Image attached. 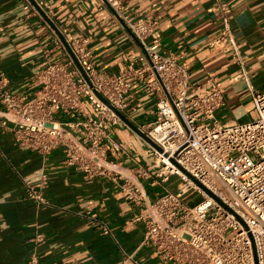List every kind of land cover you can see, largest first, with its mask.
I'll return each mask as SVG.
<instances>
[{
    "label": "built area",
    "instance_id": "obj_1",
    "mask_svg": "<svg viewBox=\"0 0 264 264\" xmlns=\"http://www.w3.org/2000/svg\"><path fill=\"white\" fill-rule=\"evenodd\" d=\"M34 2L24 0V8L50 28L63 59L53 60L46 51L31 98L12 92L0 75V102L9 115L0 125L13 124L18 147L41 154L61 147L63 166L88 177L109 174L114 127L125 124L118 112L125 113L135 96L131 88L141 85L143 93L154 95L155 111L149 124L136 127L160 150L147 142L152 165L137 167L121 188L142 207L134 215L145 225L142 244L164 264H264V91L249 86L255 118L225 126L215 114L225 105L223 87L211 78L192 85L175 57L160 54L158 39L152 38L155 19L125 12L122 0H100L139 49L132 62L110 74L95 66L89 37L56 30L49 2ZM213 9L222 28L209 47L233 44L228 1L214 0ZM171 177L174 189L165 187L146 200L144 181L153 187ZM41 188L26 184V196L44 202ZM191 191L201 196L193 204L186 198ZM99 227L109 232L105 224ZM33 240L41 243L44 236L38 232ZM30 263L37 260L32 257Z\"/></svg>",
    "mask_w": 264,
    "mask_h": 264
},
{
    "label": "crops",
    "instance_id": "obj_2",
    "mask_svg": "<svg viewBox=\"0 0 264 264\" xmlns=\"http://www.w3.org/2000/svg\"><path fill=\"white\" fill-rule=\"evenodd\" d=\"M49 20L74 36L89 37L95 66L114 74L139 53L137 44L100 0H45ZM124 11L157 21L152 38L158 51L173 56L187 69L192 85L211 78L224 89L225 105L216 118L230 126L255 118L249 86L264 91V0H227L233 44L210 48L221 31L214 0H122ZM54 35L24 0H0V75L12 92L28 98L37 89L34 75L53 60H62ZM134 100L123 114L133 125L154 119L155 97L131 88ZM9 116L0 102V120ZM125 122V121H124ZM126 124V125H125ZM114 127L109 174L88 177L63 166L61 147L47 154L18 147L13 124L0 125V264H164L152 247L142 244L145 225L135 221L142 210L125 197L121 183L134 178L139 166H151L154 153L127 122ZM141 136V137H140ZM46 181H41L42 174ZM114 177V178H113ZM26 184L41 191L44 202L26 196ZM167 184L149 186L152 201ZM105 224L108 233L101 231ZM44 240L36 244V233Z\"/></svg>",
    "mask_w": 264,
    "mask_h": 264
},
{
    "label": "water",
    "instance_id": "obj_3",
    "mask_svg": "<svg viewBox=\"0 0 264 264\" xmlns=\"http://www.w3.org/2000/svg\"><path fill=\"white\" fill-rule=\"evenodd\" d=\"M31 1L35 3L34 0ZM118 114L125 122L131 125V127H133L149 144H151L155 149L160 150V148L145 133H143L135 125H133L122 113L118 112ZM204 190L214 197V195L211 192H209L207 189L204 188Z\"/></svg>",
    "mask_w": 264,
    "mask_h": 264
},
{
    "label": "rangeland",
    "instance_id": "obj_4",
    "mask_svg": "<svg viewBox=\"0 0 264 264\" xmlns=\"http://www.w3.org/2000/svg\"><path fill=\"white\" fill-rule=\"evenodd\" d=\"M173 180H174V178L171 177L170 181L167 183L168 187L169 188H172V189H174L175 186H176V183L173 182ZM151 189H157V190H160L162 192V190L159 189L158 186H156L155 188H151ZM186 198H187V200H191L192 201L191 204H193V203L198 202L201 199V196L200 195H197L196 193H194L193 191H191V192H189L186 195Z\"/></svg>",
    "mask_w": 264,
    "mask_h": 264
}]
</instances>
